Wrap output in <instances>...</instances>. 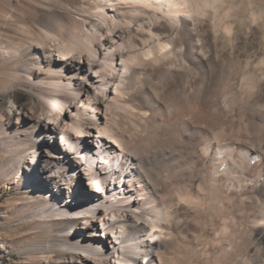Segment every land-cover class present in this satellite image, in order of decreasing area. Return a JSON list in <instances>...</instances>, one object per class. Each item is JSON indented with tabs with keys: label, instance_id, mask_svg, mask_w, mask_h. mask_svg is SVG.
I'll return each instance as SVG.
<instances>
[{
	"label": "bare ground",
	"instance_id": "obj_1",
	"mask_svg": "<svg viewBox=\"0 0 264 264\" xmlns=\"http://www.w3.org/2000/svg\"><path fill=\"white\" fill-rule=\"evenodd\" d=\"M87 1L80 18L49 15L45 37L58 56L33 83L51 112L74 101L76 118L59 138L84 158L78 172L92 198L76 206L53 200L38 215L62 224L104 209L100 226L111 239L64 238L56 247L97 264H163L160 249L185 202L197 213L214 208L227 231L209 242L215 264H264L262 54L236 58L217 47L220 36L230 43L236 37L223 0ZM88 18L99 19L107 34L86 29ZM124 26L132 31L127 37ZM70 62L85 68L69 75ZM233 84L238 95L228 90ZM98 103L102 117L90 112ZM117 120L122 128L111 134L106 126ZM259 152L262 159L251 163Z\"/></svg>",
	"mask_w": 264,
	"mask_h": 264
},
{
	"label": "rangeland",
	"instance_id": "obj_2",
	"mask_svg": "<svg viewBox=\"0 0 264 264\" xmlns=\"http://www.w3.org/2000/svg\"><path fill=\"white\" fill-rule=\"evenodd\" d=\"M224 1L222 9L229 7L226 22L234 26L232 30L236 37L230 43L218 33L222 39L219 38L220 42L217 39V47L225 45L221 47L223 50L227 47L224 53L233 52L236 58L247 53L251 56L261 53L264 57V0ZM87 2L0 0V264H97L99 260L94 257L82 252L63 251L56 244L64 238L111 239L100 226L101 218L106 216L104 209H100L95 216L79 217L75 221H63L62 224L54 217L38 215L39 210L53 200L76 206L92 198L87 179L78 172V164L85 161L84 158L67 152L65 142L59 138L60 130L63 131L69 121L76 118L74 101L67 102L61 112H51L40 98V88L33 83L34 79L43 77L42 71L51 64L52 57L58 56L45 37L49 15L56 12L65 17L80 18L83 11L89 10L90 4ZM99 23L97 18H88L83 25L105 36L106 28L100 27ZM121 32L124 37L132 34L126 26L121 28ZM221 40L227 41L221 44ZM106 41L107 44L112 41L111 35L107 36ZM77 65L85 68L82 62L75 66L70 62L69 75ZM29 66L30 79L25 71V67ZM85 72L87 70L83 69L78 75ZM235 85L228 90L238 95L239 87ZM232 88H235V92ZM84 97L81 96L82 99ZM75 104L81 105L80 102ZM90 112L102 117L103 107L98 103L91 107ZM113 116H109L111 121ZM118 126L121 124L117 120L107 125L106 129H111V134L117 133L122 128ZM88 145L85 143V147ZM95 157L102 156L95 153ZM261 157L262 152L256 153L250 162H257ZM65 161L69 163L65 165ZM110 162L114 164L116 156ZM200 208L197 213L185 202L178 204L174 235L165 236V245L159 252L163 264H215L209 242L223 238L227 231L223 225L217 224L214 208ZM239 252H242L241 248Z\"/></svg>",
	"mask_w": 264,
	"mask_h": 264
}]
</instances>
